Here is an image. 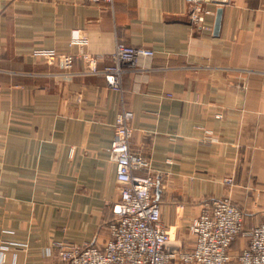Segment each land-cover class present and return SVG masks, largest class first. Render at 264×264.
Segmentation results:
<instances>
[{"label":"crops","instance_id":"obj_1","mask_svg":"<svg viewBox=\"0 0 264 264\" xmlns=\"http://www.w3.org/2000/svg\"><path fill=\"white\" fill-rule=\"evenodd\" d=\"M210 5L212 29L202 31L186 0H0V264H62L56 242L108 238L123 107L134 112L133 150L159 175L162 220L184 249L207 199L229 197L247 227L263 220L264 0ZM119 40L155 49L122 89L81 72L83 50L103 65Z\"/></svg>","mask_w":264,"mask_h":264},{"label":"built area","instance_id":"obj_2","mask_svg":"<svg viewBox=\"0 0 264 264\" xmlns=\"http://www.w3.org/2000/svg\"><path fill=\"white\" fill-rule=\"evenodd\" d=\"M112 2L113 0H107ZM187 16L200 30H211L207 16L214 13L213 0H186ZM84 45L87 40L75 39ZM37 54L49 59L64 54L43 48ZM155 49L117 41L110 62L101 65L100 56L83 50L82 73L105 78L115 89H122L124 76L139 67L141 58H151ZM64 62V60H63ZM134 112L123 107L114 124L110 158L116 163L119 198L112 203L114 218L109 236L101 244L58 241L55 248L62 264H231V246L240 237L247 244L237 254L238 264H264V218L246 225L244 210L229 197H213L203 202L200 214L189 225L194 245L184 249L174 240L162 220L161 205L153 196L159 175L146 170L150 161L132 148ZM232 183L233 178L227 177ZM1 246V260L6 257Z\"/></svg>","mask_w":264,"mask_h":264},{"label":"water","instance_id":"obj_3","mask_svg":"<svg viewBox=\"0 0 264 264\" xmlns=\"http://www.w3.org/2000/svg\"><path fill=\"white\" fill-rule=\"evenodd\" d=\"M222 14H223V8L219 7L217 9L215 24H214V33L218 34L221 28V21H222Z\"/></svg>","mask_w":264,"mask_h":264},{"label":"rangeland","instance_id":"obj_4","mask_svg":"<svg viewBox=\"0 0 264 264\" xmlns=\"http://www.w3.org/2000/svg\"><path fill=\"white\" fill-rule=\"evenodd\" d=\"M234 244H236L237 246H238V244H239V247H238V249H236V250H238V253H239V251L244 247V246H246V244H247V239H246V237H240V238H237L234 242H233V244H232V246H231V249L233 250V246H234ZM233 255H234V252H233ZM231 264H236V263H231Z\"/></svg>","mask_w":264,"mask_h":264}]
</instances>
